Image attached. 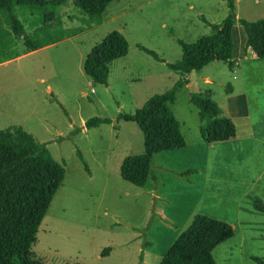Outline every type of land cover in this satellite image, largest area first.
I'll return each mask as SVG.
<instances>
[{
  "label": "rangeland",
  "instance_id": "obj_1",
  "mask_svg": "<svg viewBox=\"0 0 264 264\" xmlns=\"http://www.w3.org/2000/svg\"><path fill=\"white\" fill-rule=\"evenodd\" d=\"M56 11L64 24L56 28L64 27L71 38L29 52L18 37L9 49L21 56L0 64V129L21 126L64 170L37 227L33 257L40 264H160L191 217L203 214L233 231L211 249L214 264H259L253 258L264 263V213L253 209L254 201L264 204V58L240 61L241 72L219 60L186 75L165 65L179 59L178 40L208 34L207 23L225 16L224 1L112 0L96 16L66 0ZM16 14L24 33L33 37L38 13ZM235 14L262 18L264 0H239ZM110 30L124 36L127 52L108 64L105 85L93 84L82 61ZM233 39L237 47L235 30ZM181 77L187 83L175 90L169 108L184 146L153 154L155 181L148 176L139 187L122 180L119 163L142 151V136L133 122L116 120V115L133 112ZM228 84L234 93H244L247 117H227L235 125L234 139L206 143L189 96L207 94L228 114ZM91 116L107 117L110 123L83 127ZM105 247L108 252L101 254Z\"/></svg>",
  "mask_w": 264,
  "mask_h": 264
},
{
  "label": "trees",
  "instance_id": "obj_2",
  "mask_svg": "<svg viewBox=\"0 0 264 264\" xmlns=\"http://www.w3.org/2000/svg\"><path fill=\"white\" fill-rule=\"evenodd\" d=\"M66 0H0V62L17 56L11 46L21 37L26 51L40 48L65 37L56 9ZM112 0H72L74 7L83 13L98 15ZM225 16L217 23H207L209 33L191 42L178 40L179 59L166 63L170 70L181 75L198 71L213 60L233 66L231 56V26L240 25L245 34L243 48H250L259 59L264 58V17L254 20L237 18L234 0H223ZM51 7L44 12V7ZM16 10L38 13L39 25L33 29V37L25 34ZM54 28L55 33L50 32ZM141 50L158 59L149 49ZM12 52V53H11ZM127 52V42L117 30H110L91 46L82 61V71L93 84H106L108 64ZM187 83L178 78L167 90L149 96L131 113H118L116 120L133 122L142 136V151L123 157L118 166L119 177L135 186H142L151 173L154 153L178 149L184 146L179 124L169 105L175 90ZM225 91H230L229 84ZM189 102L197 108L200 121L199 134L206 142L224 141L234 136L233 122L221 115L216 103L205 95L190 94ZM107 117L91 116L83 121V127L108 124ZM78 159L83 158L76 152ZM83 168L87 166L83 163ZM191 170L182 172L187 174ZM63 166L52 159L43 143L34 140L21 126L0 129V264H40L30 250L35 241L37 227L47 209L51 197L63 179ZM253 209L264 213V204L253 202ZM233 234L231 226L203 214H194L188 226L171 242L160 258V264H214L210 251ZM108 247L101 254L107 253ZM257 263L262 261L253 258Z\"/></svg>",
  "mask_w": 264,
  "mask_h": 264
},
{
  "label": "crops",
  "instance_id": "obj_3",
  "mask_svg": "<svg viewBox=\"0 0 264 264\" xmlns=\"http://www.w3.org/2000/svg\"><path fill=\"white\" fill-rule=\"evenodd\" d=\"M245 2L249 1V0H243ZM252 1H255V0H252ZM239 2V0H234V11H235V7H236V3ZM64 5V3L62 5L59 6V10L61 9V7ZM189 7H191L189 5ZM235 16L237 18H239L236 14ZM60 21H61V18H60ZM237 23L233 24L231 26V41H232V49H231V56H232V60H233V66H232V69H234L235 67L237 68L236 70H238L239 72H241L240 68L237 67L240 63V61L244 60V59H250V60H254V59H259L257 58L253 53L252 51L250 50V48H243L244 46V41H245V34L243 32V29L242 27L239 25V26H236ZM61 26H64V24H62ZM163 26V24H162ZM62 29H64V27H62ZM242 29V30H241ZM233 30L236 31L237 33V47L235 45V41L233 39ZM242 31V32H241ZM72 35H65V37H63L62 39L58 40V41H55L53 43H50V44H47V45H44L40 48H37V49H34L35 51L36 50H39V49H43L47 46H50V45H54L56 43H59L61 42L62 40H66V39H69L71 38ZM34 50H30L29 52H32ZM22 53H20L19 55H17L16 57L12 58V59H15V58H18L21 56ZM12 59H7V60H4L2 62H0V64L2 63H7L9 61H11ZM231 69V70H232ZM234 72V71H233ZM40 81L43 82V78H40L39 79ZM204 81H209V79L204 76L203 78ZM241 80V79H240ZM230 86V91L227 93L228 95V100H227V111H228V114L227 113H224L220 108V112H221V115L223 116H226V117H229L230 119L231 118H235L237 115H241V118L242 119H246L247 117V107H245V95L243 92H239L238 94L234 93V86L229 84ZM45 88H46V91H48L50 89L49 85L46 84L45 85ZM92 90V89H90ZM241 122H245V121H241ZM235 127V125H234ZM236 130H235V134L233 137L227 139V140H224V141H230L232 139H234L236 137ZM252 135V133H251ZM211 143V142H210ZM182 148V147H181Z\"/></svg>",
  "mask_w": 264,
  "mask_h": 264
}]
</instances>
